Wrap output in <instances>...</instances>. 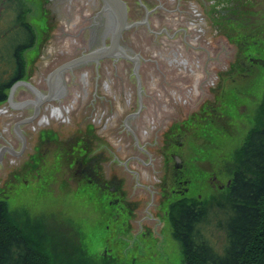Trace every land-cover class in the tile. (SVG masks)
<instances>
[{
	"label": "water",
	"instance_id": "1",
	"mask_svg": "<svg viewBox=\"0 0 264 264\" xmlns=\"http://www.w3.org/2000/svg\"><path fill=\"white\" fill-rule=\"evenodd\" d=\"M124 1L128 4V22H137V20L145 18L146 8L141 5L140 1H145L149 6L153 7V10L149 12L147 17L148 25L138 23L123 32V46L126 47L128 54L138 55L141 59L144 57L154 58L152 54L156 51L179 45L183 49L184 54L189 56L195 55L200 58L199 85L196 91L191 88L195 73L191 75L183 69V75L179 73L180 70L178 69L165 67L161 60L141 61L140 73L142 72L143 87L146 89L147 96L149 95L152 100H155L152 102L148 97L144 99L146 105L141 110V115L137 120L140 123L139 128L142 127V124H145L144 119L146 117H152L156 112L162 113L158 115L161 118V125L153 132L152 139L140 138L141 140L139 141L140 145L144 143L143 145L146 146V149L151 151L152 161H150V156L138 151L132 145L131 148L123 147L119 153H116V156L121 160L127 159L132 154L138 155L140 159L132 157L128 159L127 163L131 170L135 169L139 174L134 170L130 172L122 164L120 166L117 162L113 163L117 172L124 176L122 178H124L125 190H123L122 195H124V200L128 201L123 209L118 204H116L117 206L111 205L112 224L109 244L114 260L119 264H159L163 259L162 237L167 193L161 196L162 190L158 185V178L164 177V181L166 178L167 180L169 179L170 157L168 155L167 164L164 165L161 151L159 153L154 152L155 143L158 144V147L161 146V131L171 121L176 123L188 118L186 119V122H188L196 112V109L216 94L231 76V73L237 68L238 63L244 57L243 55H246L248 40L252 31L251 27L254 21L256 0H211L209 4L211 7L215 5V2H227V6H224L226 18L219 19V21L226 25L223 29L218 30L214 24L211 25L208 22L206 25L210 37L208 42L198 40L194 41V43L190 42L189 32L185 29L184 23L185 17L188 15V7L192 3H189L190 0H177L176 3H170L167 0ZM44 2V0H41L42 17H47L53 31L48 33V35L45 34L44 29L43 41L39 48L41 55L38 52L39 55L35 57L32 65V67L36 68L35 72H33L31 67L30 72L25 75L26 81L30 84L31 80V83L41 92L46 90V83L41 79L51 76L52 74L49 75L50 73L58 72L62 67L78 60H84L85 58L95 59L105 56L96 51H90L101 40L100 35L104 28V21L107 18L108 20L110 18L112 20L111 11L114 9L113 6L119 9L122 17L115 30V42L118 37L117 35L124 27L125 18L124 3L121 0H104V2L102 0H48L46 3ZM202 3L200 4L203 8L204 5ZM211 10L212 17L218 13L217 8H211ZM45 26V19L43 17V28ZM84 51H89L90 53L84 54L86 53ZM81 53L84 56L73 58V56ZM69 58H73V60L62 64V62ZM125 63L128 65L129 62ZM231 66H233L232 69ZM119 69L120 77L118 81L126 82L127 86L129 84L134 86L135 79L124 73L125 71L128 73L130 69ZM75 71L79 74L81 70L77 69ZM92 73L91 77L93 76L94 79L95 72ZM67 76H71L69 71H65L62 75L64 78ZM39 79L41 81L37 82ZM18 83L19 81L15 83V86ZM178 86L180 90L184 91V94L188 95V97L186 96V99H189L187 104L178 106L172 102H168L166 109H159V103L162 102L164 97H167L168 90L172 92L173 88L176 89ZM70 87L71 85H67L66 87L68 94L71 89ZM31 88L27 84L19 83L14 89L13 101L17 103L20 100L33 99L30 96L32 93L29 94ZM151 90L152 92H149ZM159 91H162L163 96L161 98L158 95ZM178 93L181 94V91H178ZM68 94L60 99V104H68ZM170 99L173 100V97L170 96ZM89 101V105L93 102L92 106L97 107L98 102L95 105L92 94L87 99V102ZM5 104L7 103L4 102L2 105ZM10 111L8 110V112ZM23 112H29L27 107L24 108ZM122 112V114H125L126 110ZM55 113L56 115L57 113L61 114L62 111L58 110ZM2 117L10 119L7 113L2 115ZM12 120L15 121V118H12ZM32 125L34 123H28L26 126L23 124L22 128L31 130ZM115 126L110 127V130H115ZM66 136V134L63 135L61 139L62 146L66 148L65 151L63 149V151L51 152L55 149L54 145L51 144L50 146H46L47 151L44 153H41L38 148H34L33 153L29 157L28 168L45 163L70 165L72 158H69L71 156L70 153H66V150H68ZM14 140L16 141V145H18L19 140L16 137H14ZM70 166L75 167V164L72 162ZM114 201L113 198L112 202Z\"/></svg>",
	"mask_w": 264,
	"mask_h": 264
},
{
	"label": "flooded vegetation",
	"instance_id": "2",
	"mask_svg": "<svg viewBox=\"0 0 264 264\" xmlns=\"http://www.w3.org/2000/svg\"><path fill=\"white\" fill-rule=\"evenodd\" d=\"M44 1L46 3L48 0ZM121 1L124 3V27L117 35L116 42L115 30L122 17L119 9L113 6L114 9L111 11L112 20L110 18V21L107 18L104 21V28L100 35L101 40L90 51H96L105 56L95 59L85 58L84 60L69 63L73 58L90 53L89 51H84L86 53H81L67 59L62 64L69 63V65L62 67L58 72L50 73L49 75L52 74L51 76L41 79L46 83V90L44 92L38 90L31 83V80L29 84L24 76L19 79V83L32 87L29 94L32 93L30 96L33 99L20 100L15 103L13 101V92L19 83L16 86L13 83L7 93V99L0 102V207L4 208L8 206L7 199L10 195L9 192L13 185L16 184L15 182L21 179L23 172H25L24 170L28 168L29 157L33 153L34 148H38L41 153H44L47 151L46 146H50L51 144L55 148L51 152L63 151V149L65 151L66 148L62 146L61 139L66 134V146L68 149L66 153H70L71 155L69 158H72L71 161L75 164L76 174L79 175L80 178L78 179L81 180L80 182L82 184L85 183V188L92 190L93 193L96 191L98 194H111L112 197L108 196L106 201L110 205L117 206L116 204H118L122 209L125 208L128 201L126 202L124 195H122L123 190H125L124 178H122L124 176L117 172L113 163L117 162L120 166L122 164L130 172L134 170L139 174L135 169L131 170L127 162L129 158L140 159V157L132 154L127 159L120 160L116 156V153H119L123 147L131 148L134 145V148L138 149V151L150 156V161H152L151 151L146 149V146L143 145L144 143L140 145L139 141L143 138L147 140L152 139L153 132L161 125V118L158 115L162 113L156 112L152 117H146L144 119L145 124H142V127L139 128L140 123L137 120L141 115V110L146 105L144 99L148 97L150 101L152 100L149 95L147 96L146 89L143 87L142 72L140 73L141 61L161 60L165 67L178 69L181 74L184 71H188L191 75L195 73L193 75L195 77L194 82L189 83H191V88L194 91L198 89L200 58L199 56L184 54L181 46H171V48L164 50L160 49L152 54L154 58L144 57L141 59L138 55L128 54L126 47L123 46V32L138 23L148 25L147 17L149 12L153 10V7L149 6L145 1H140L141 5L146 8L145 18L137 20V22H128V4L124 0ZM167 1L170 3L177 2V0ZM199 1L200 3L203 2V8ZM189 3H191V6L188 7V15L185 17L184 23L185 29L189 32L186 31L189 34L190 42L194 43V41L198 40L208 42L210 37L206 25L210 22L218 30L225 27L226 24H223L219 19L226 18L224 6H227V2H215L213 7L209 6L211 0H190ZM211 8H217L218 10V13L213 17L211 15ZM43 17L46 24L44 27L45 34H48L53 29L50 27L51 23L48 22L47 17ZM243 56L248 63L253 64L257 62L249 54H244ZM123 60L124 62H122ZM125 62H129L128 65ZM119 68L130 69L128 73L126 71L124 73L135 79L134 86L131 84L127 86L126 82L118 81L120 77ZM232 68L233 66H231ZM32 69L35 72L36 68L32 67ZM77 69L81 70L79 74L75 71ZM65 71H69L71 76L62 77ZM92 72H95L94 79L93 76L91 77ZM231 74L234 75V73ZM41 80L39 79L37 82ZM67 85H71V89H68L69 94L67 93ZM178 91H181V94ZM149 92H152V90ZM66 94L69 96L68 104H60V99ZM91 94L95 100V105L98 102L97 107L92 106L93 102L90 105L88 104L90 101L87 102ZM158 95L161 98L163 96L162 91H159ZM170 96L173 97V100L170 99ZM186 96L188 97L178 86L176 89L173 88L172 92L168 90L167 99L164 97L161 103L158 102V107L159 109H166L168 102L184 106L189 101V99H186ZM4 102L7 104L2 105ZM25 107L29 110L28 113L23 112ZM10 108L12 109L11 111ZM200 109L203 110L204 108L202 109L201 106ZM58 110L62 111V113H57L56 115L55 112ZM123 110H126L125 114H122ZM5 113H7L10 119L2 117ZM71 114L75 115L72 116ZM12 118H15V121ZM186 119L176 123L171 121L161 131V146L158 147V144L155 143L154 152L159 153L161 151L164 165L167 164V159L170 157L176 168V171H174L175 175H172V184L169 185L167 178L164 181L163 176V178H158V185L162 190L161 196L163 194L166 195L168 192L166 189L170 188L171 194L176 193V195L178 194L181 197L188 188V165L185 164L187 154L184 151L186 143L185 141L183 142V139H186L187 135H190V125L187 124ZM28 123H34L31 130L22 128L23 124L26 126ZM113 126L116 127L117 131H115L116 129L110 130V127ZM14 137L19 140L18 145H16ZM177 139L180 141L176 143ZM30 146L31 148H29ZM129 152L131 153V151ZM62 165L59 170L62 169ZM132 167L135 168L133 165ZM113 198L114 202H112Z\"/></svg>",
	"mask_w": 264,
	"mask_h": 264
},
{
	"label": "rangeland",
	"instance_id": "3",
	"mask_svg": "<svg viewBox=\"0 0 264 264\" xmlns=\"http://www.w3.org/2000/svg\"><path fill=\"white\" fill-rule=\"evenodd\" d=\"M24 2L28 7L25 18L35 31L34 44L23 53L28 74L43 41L44 28L41 0ZM255 8L246 54L263 60L264 0H256ZM249 63L243 57L232 72L234 75L187 122L190 135L183 142L188 188L181 197L167 189L163 259L159 264H186L170 220L171 207L179 198L205 206L206 216L198 229L217 251L226 242L222 224L228 212L219 203L224 200L247 132L252 126L264 124L260 113L264 101V64ZM61 165L45 163L24 170L9 192V216L39 247L46 264H119L109 244L112 211L106 200L111 194L93 193L80 182L74 166L62 165L59 170ZM169 166L170 185L176 171L171 159Z\"/></svg>",
	"mask_w": 264,
	"mask_h": 264
},
{
	"label": "trees",
	"instance_id": "4",
	"mask_svg": "<svg viewBox=\"0 0 264 264\" xmlns=\"http://www.w3.org/2000/svg\"><path fill=\"white\" fill-rule=\"evenodd\" d=\"M27 12L24 0H0V102L26 75L23 53L35 42ZM260 113L264 118V101ZM238 151V163L219 203L228 212L221 251L198 229L207 211L201 202L179 198L171 207L172 230L186 264H264V124L250 128ZM7 209L0 207V264H46L39 247Z\"/></svg>",
	"mask_w": 264,
	"mask_h": 264
},
{
	"label": "bare ground",
	"instance_id": "5",
	"mask_svg": "<svg viewBox=\"0 0 264 264\" xmlns=\"http://www.w3.org/2000/svg\"><path fill=\"white\" fill-rule=\"evenodd\" d=\"M257 62H258V63L260 62V63L264 64V59H263V60H260V59H259V60H257Z\"/></svg>",
	"mask_w": 264,
	"mask_h": 264
}]
</instances>
